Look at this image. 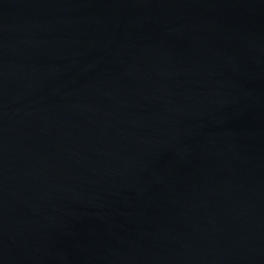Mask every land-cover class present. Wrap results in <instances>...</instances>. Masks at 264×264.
Listing matches in <instances>:
<instances>
[{"label":"water","instance_id":"obj_1","mask_svg":"<svg viewBox=\"0 0 264 264\" xmlns=\"http://www.w3.org/2000/svg\"><path fill=\"white\" fill-rule=\"evenodd\" d=\"M0 264H264V0H0Z\"/></svg>","mask_w":264,"mask_h":264}]
</instances>
